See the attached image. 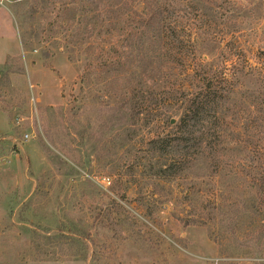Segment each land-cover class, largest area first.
<instances>
[{"label":"rangeland","instance_id":"374dc122","mask_svg":"<svg viewBox=\"0 0 264 264\" xmlns=\"http://www.w3.org/2000/svg\"><path fill=\"white\" fill-rule=\"evenodd\" d=\"M188 2L171 50L143 0L0 5V264H264V0Z\"/></svg>","mask_w":264,"mask_h":264},{"label":"trees","instance_id":"16d2710c","mask_svg":"<svg viewBox=\"0 0 264 264\" xmlns=\"http://www.w3.org/2000/svg\"><path fill=\"white\" fill-rule=\"evenodd\" d=\"M177 1L180 4H176L170 0H143V3H146L149 6L147 11L145 13H142L143 7L139 11L141 14L137 10H135L136 13H134L136 14V18L134 17V22H137V27L140 32L143 33V36H145V34L147 33V36H145L144 38L148 41V44H158L161 42L160 45L162 49L171 50L175 45L178 46L183 44L184 35L188 36L190 34V29L188 28V26L191 23L187 26H184L180 21V17L178 15L175 17L176 12H174L176 11V8L181 9L184 1H187L186 4L182 7V9H184L185 6L188 5V1L190 0ZM169 9H171L170 12ZM104 13L105 12H102V17H107ZM169 14L171 20L168 19ZM132 15L133 14H131L130 18L128 19L133 21ZM138 22L140 24H138ZM103 26L107 27V24H103ZM111 29L112 31H114V28ZM185 29L187 30V33L184 32ZM108 30L109 28H107V31ZM129 41L131 42V40ZM124 47L125 46H123V48ZM198 69L199 66L196 67L195 71L193 72L199 76L198 83L200 86H196L197 88L193 90V94H191V96L183 98L182 102H184L183 105L185 107L175 127V133L181 136L189 135V129L192 127V125L189 123V120L192 119L193 140L203 135L204 132L201 131V127H205V124L207 122L206 110L208 111V107H210L209 103L214 98L213 84L211 83V80L209 79V77H206V74L203 73V71L200 75L198 73ZM168 119V117H165L163 122L165 124H168ZM167 138L168 136H165L161 139L157 138L155 141H153V147H155L156 149V146H158L163 149V153L166 151V153H169L168 150H165L166 148H163L167 145H170V142ZM195 153H197L196 148L193 150V156L198 155ZM171 158H174V156H172Z\"/></svg>","mask_w":264,"mask_h":264},{"label":"built area","instance_id":"2783aa9c","mask_svg":"<svg viewBox=\"0 0 264 264\" xmlns=\"http://www.w3.org/2000/svg\"><path fill=\"white\" fill-rule=\"evenodd\" d=\"M4 1H6V0H0V5H2Z\"/></svg>","mask_w":264,"mask_h":264}]
</instances>
